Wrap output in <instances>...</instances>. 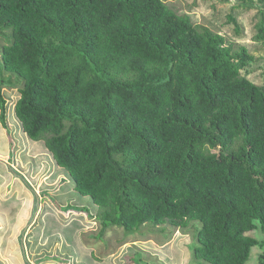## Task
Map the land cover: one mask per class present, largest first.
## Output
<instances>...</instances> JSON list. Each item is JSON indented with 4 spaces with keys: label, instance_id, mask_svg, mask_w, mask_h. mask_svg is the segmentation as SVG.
<instances>
[{
    "label": "trees",
    "instance_id": "trees-1",
    "mask_svg": "<svg viewBox=\"0 0 264 264\" xmlns=\"http://www.w3.org/2000/svg\"><path fill=\"white\" fill-rule=\"evenodd\" d=\"M253 38L264 51V0ZM228 22L240 34L236 16ZM255 56L165 0H0L4 87L32 141L43 140L102 232L197 221L196 261L264 264V85ZM86 212V208L83 209Z\"/></svg>",
    "mask_w": 264,
    "mask_h": 264
},
{
    "label": "rangeland",
    "instance_id": "rangeland-1",
    "mask_svg": "<svg viewBox=\"0 0 264 264\" xmlns=\"http://www.w3.org/2000/svg\"><path fill=\"white\" fill-rule=\"evenodd\" d=\"M165 2L177 13L188 15L194 24L210 27L214 32L222 34L228 42H233L236 47L240 45L248 47L250 53L255 56V60L244 68L242 73L253 82L264 85V51L260 48L261 44L253 38L256 33L255 25L258 21L257 9L238 7L240 0H165ZM229 14L235 15L239 21L242 27L240 34L235 32L233 23L228 22ZM4 93L8 99V127L14 133L20 150L16 153V162L27 167V172L25 171L27 175L18 177L15 176L11 168L0 162V178L4 177V181L7 182H15L9 189L3 188L0 184V250H5L9 244V248L3 255L14 261L19 260V248L25 247L24 241L26 245L29 243L27 238L22 240L21 235L18 239L16 234L21 230L13 227V220L17 214L15 211L18 208L14 203L18 199L16 194L20 192L32 199L31 197L37 195L32 186L38 188L45 182L44 180H47L46 177L58 178L67 172L64 168L56 165L43 140L32 141L23 133L14 111L15 102L19 97L18 88L4 87ZM0 131L5 132L1 123ZM23 136L26 140L23 139ZM11 145L14 149L13 141ZM14 161L15 157L12 155L10 164L13 165ZM27 176L36 178L31 180L34 182L32 186L26 179ZM68 180L70 179L66 177L64 182ZM54 181L52 179L53 183L50 184L49 190L52 192V189L58 188L56 191L58 193L61 187L55 186L56 182ZM76 192L73 189L72 196L67 195V200L73 202L63 208H60V202L51 193L49 194L53 197V203L58 208L67 214L73 210L76 214L78 213L73 218L76 220L79 218V221L72 223L73 226L70 225L74 228L73 232L71 227L64 229L67 232L62 230L61 233L64 235L62 239L64 240L55 242L56 245H53L52 249L55 251L57 261H66L67 264H209L205 261H196L193 257V250L198 245L195 226L199 227V222L193 221L189 227L184 229L169 224L154 226L147 223L140 230L134 232H127L118 226L110 227L102 232L101 222L97 218L98 206L93 203L91 197ZM44 206L43 204L42 210L39 211L42 218L46 215L45 213L50 212L48 205ZM84 208L87 209L86 212L83 210ZM39 223L43 224L41 220ZM260 232V230H254L251 235L264 239L263 233ZM32 236H30L32 238H30V244L35 246L33 243L38 237ZM44 252L42 251L41 255ZM261 252L262 249L255 246L245 264H256Z\"/></svg>",
    "mask_w": 264,
    "mask_h": 264
},
{
    "label": "crops",
    "instance_id": "crops-1",
    "mask_svg": "<svg viewBox=\"0 0 264 264\" xmlns=\"http://www.w3.org/2000/svg\"><path fill=\"white\" fill-rule=\"evenodd\" d=\"M1 127H3L2 124ZM4 129L5 132L0 131V162H2V164H5V166L11 168L12 172L15 173V176L18 177L26 176L27 174L25 173L27 172V167L21 166L20 163L16 162V158H17L16 153L20 152L17 139L15 135H13L14 133L11 132L9 127L7 129L6 128ZM23 139L26 140L25 136H23ZM12 141H13V145L15 144L14 149L13 146L11 145ZM25 154H27V152H25ZM12 155L13 157H15V161L13 165L10 164V159ZM66 177L70 180L64 182V179ZM26 179L28 180L29 184L32 186L34 182H32L31 180L36 178L27 176ZM46 179L47 180H44L45 182L40 187L35 188L34 186H32L33 190L37 194L35 195V197H31L32 199L29 198L30 196H27L26 194H21L19 191L14 189L17 192H19V194H16L18 199L14 202L15 205L17 204L16 207L18 208L15 211V213H17L16 216L14 213L15 219L14 220L12 219L14 221L13 227L17 229L20 228L21 230L19 233L16 234V237L19 239V236L21 235L20 236L21 239L25 240V238H27V241L29 243H27L28 245H26L24 241L25 247H23L22 249L19 248V255H18L19 260H14V261H12L11 259H7V257L3 255L6 249L9 248V244H8L5 250H0V264H67L66 261H57L55 259V257L57 256H55L54 253L55 251H53L52 247L53 245L54 246L56 245L55 242H60L61 240H64L62 239L64 237V235L61 233L62 230L68 229V227H71L70 225L73 226L72 223H74V221H79V218L78 220H76V218H73L75 215L78 214V213L76 214L75 211L71 210L70 213L67 214V212L60 209L61 207L63 208L73 202L67 200L66 197L67 195L72 196L75 184L72 178L68 175V173L63 174L62 177H58V178H54L53 176H48L46 177ZM52 179L55 180L54 182H56L55 186L61 187V190L58 193H56L58 188L52 189V192H50L49 190V188H51L50 184L53 183L51 182ZM4 180H5L4 177L0 178V184H2L3 188L9 189L13 186V184H15V182H11V181L7 182ZM74 191L76 192L75 189ZM50 193L60 202L59 203L61 205L60 208H58V206H56L53 203L54 199L52 196H49ZM9 199H11V197H9ZM9 199L7 200L9 201ZM43 204L45 206L48 205V209L50 210V212L45 213L46 215H44V217L42 218L41 217L42 215L41 213H39V211L42 210ZM66 211L68 210L66 209ZM76 217H80V216H76ZM40 220L41 222H43V224L39 223ZM23 229L24 232L22 233ZM71 230L73 232L74 228L71 227ZM64 232H67V230H64ZM33 233L34 235L32 236ZM30 236L38 237L35 243H33L35 246L30 244V241L32 239ZM37 251L39 252V254ZM42 251H45L43 255H41Z\"/></svg>",
    "mask_w": 264,
    "mask_h": 264
},
{
    "label": "clouds",
    "instance_id": "clouds-1",
    "mask_svg": "<svg viewBox=\"0 0 264 264\" xmlns=\"http://www.w3.org/2000/svg\"><path fill=\"white\" fill-rule=\"evenodd\" d=\"M24 132V131H23ZM52 156V155H51ZM57 165V164H56ZM74 182V181H73ZM74 184H75V182H74ZM74 189L76 190V188H75V185H74ZM79 194V193H78Z\"/></svg>",
    "mask_w": 264,
    "mask_h": 264
}]
</instances>
